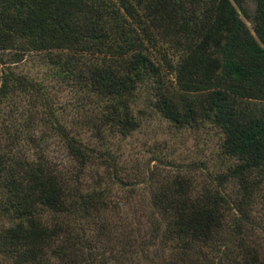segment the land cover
<instances>
[{
	"label": "trees",
	"instance_id": "trees-1",
	"mask_svg": "<svg viewBox=\"0 0 264 264\" xmlns=\"http://www.w3.org/2000/svg\"><path fill=\"white\" fill-rule=\"evenodd\" d=\"M247 1L0 0V264H264V0ZM149 109L216 126L226 171L181 170L128 219L114 144Z\"/></svg>",
	"mask_w": 264,
	"mask_h": 264
},
{
	"label": "rangeland",
	"instance_id": "rangeland-1",
	"mask_svg": "<svg viewBox=\"0 0 264 264\" xmlns=\"http://www.w3.org/2000/svg\"><path fill=\"white\" fill-rule=\"evenodd\" d=\"M254 9L252 0H248V16L254 15ZM241 17L252 30L251 19L243 14ZM22 70L30 71L33 76L40 75L45 70L42 57L32 56ZM146 119L145 125L132 137L114 144V153L122 156L120 176L124 184L114 187L112 198L124 207L128 219H131V209L140 214L141 209L149 206L148 198L153 187L160 186L181 170L199 167L200 170L195 172L203 180L208 175L215 177L226 171L217 156L222 151L223 136L216 126L206 125L200 129L179 131L154 110L150 112V109ZM104 176L110 178L108 173ZM131 196L134 197L129 200ZM262 213L263 209L258 207L255 218L258 220ZM135 221L144 225L138 216Z\"/></svg>",
	"mask_w": 264,
	"mask_h": 264
}]
</instances>
